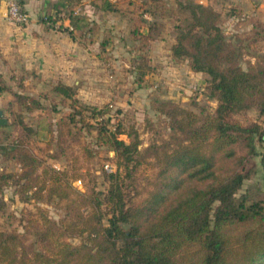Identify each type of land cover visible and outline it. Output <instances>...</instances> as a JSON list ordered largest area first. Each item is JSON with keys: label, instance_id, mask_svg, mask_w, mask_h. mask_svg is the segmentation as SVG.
Wrapping results in <instances>:
<instances>
[{"label": "trees", "instance_id": "16d2710c", "mask_svg": "<svg viewBox=\"0 0 264 264\" xmlns=\"http://www.w3.org/2000/svg\"><path fill=\"white\" fill-rule=\"evenodd\" d=\"M149 2L164 9V0ZM100 8L119 9L111 0H102ZM169 12L175 29L171 57L208 75L205 90L216 105L196 113L171 99L154 100V109L167 118L168 132L144 149L133 127H108V118L94 125L86 121L73 85L53 81L49 106L13 89L0 71V95L10 94L9 102L21 110L40 111L38 129L50 132L63 155L67 137L73 140L83 126L86 131L92 126L95 142L113 151L115 165L101 169L104 187L93 178L83 190L76 188L71 168L56 167L33 150L37 130L12 109L15 132L0 142V154L20 170L0 172V190L13 184L23 200L55 204L63 215L53 218L36 205L18 217L0 200V264H264V205L246 202L244 193L236 197L256 171V143L264 141V126L247 116L237 118L250 108L264 117V51L244 68L240 47L225 35L221 12L211 4L175 0ZM68 18L73 36L79 17ZM249 20L251 28L239 44L264 41V20ZM139 26L130 30L132 39L154 38L155 27L149 24L143 31ZM23 80L18 79V87ZM57 104L69 111L49 120L48 109ZM101 113L92 110L88 117ZM80 148L88 163L96 152L84 141ZM259 162L264 172V152Z\"/></svg>", "mask_w": 264, "mask_h": 264}, {"label": "rangeland", "instance_id": "374dc122", "mask_svg": "<svg viewBox=\"0 0 264 264\" xmlns=\"http://www.w3.org/2000/svg\"><path fill=\"white\" fill-rule=\"evenodd\" d=\"M111 1L117 2V11L102 10V0H46L43 4L34 3V34L37 35L34 39V60L23 52L13 51L5 58L0 56V69L13 89L34 94L49 106L50 96L54 95L51 91L53 81L61 80L73 85L77 105L86 114V121L94 125L101 118H108V127L116 123H121L125 130L133 127L141 140L139 148L144 149L168 132L167 118L154 109V100L171 99L196 113L202 108L214 107L216 102L205 90L208 75L192 71L185 59H174L170 55L175 29L169 10L174 8L175 0H164V9L154 7L149 0ZM209 1L221 12L220 25L225 35L240 47L241 65L246 68L249 63H254L264 51V41L255 45H249L245 40L239 44L238 41L251 28L250 18L238 11L240 7L225 0ZM241 10L254 13L249 14L253 17L256 14L263 17L255 9H249L248 5H243ZM69 15L79 17L73 36L68 32L71 28ZM149 24L155 27L151 31L153 39L142 41L130 37L132 27L140 25L146 31ZM26 62L29 68H25ZM21 77H24V85L18 87L16 82ZM41 92L49 93V97L39 96ZM9 101L10 94L4 92L0 95L2 116L7 118L6 124L0 125V142L7 141V137L15 132L14 113L21 114L23 120L37 130L31 138L33 150L56 167L71 168L69 175L76 188L83 190L93 178L98 188L105 186L101 169L106 164L115 169L111 159L114 153L107 145L95 142L94 127L86 131L85 125L82 133L75 134V139L67 137L69 142L64 143L63 155L56 141L51 139L50 132L45 128L38 129L40 111L21 110ZM56 107L48 109L46 118L55 121L69 111L60 104ZM92 110H101L102 113L96 115L97 119L88 117ZM245 116L264 126V117L256 109L250 108L237 118L244 121ZM79 140L81 142L78 143ZM83 141L96 152L88 163L86 152L80 148ZM256 149L257 154L252 157L256 171L244 180L236 197L244 193L246 202L261 200L264 205V172L259 162L260 153L264 152V141H258ZM19 170L18 164L4 160L0 154V172ZM0 200L5 202L6 212L18 217L29 209L35 210L36 205L45 207L53 218L63 215V209L55 204L23 200L10 183L0 190ZM15 223L18 225V221ZM70 240L79 241L78 238Z\"/></svg>", "mask_w": 264, "mask_h": 264}, {"label": "crops", "instance_id": "0c3cea01", "mask_svg": "<svg viewBox=\"0 0 264 264\" xmlns=\"http://www.w3.org/2000/svg\"><path fill=\"white\" fill-rule=\"evenodd\" d=\"M2 1L5 2V0H0V56L5 58L4 56L7 57L8 53L17 51L25 53L29 58L34 60V39L37 37V35L34 34V3L43 4L46 0H18L21 6L29 13L30 18L29 22L22 25L11 23L3 17L1 10L3 7L1 6ZM198 2L211 4L209 0H199ZM225 2L237 5L238 8L240 7L238 11L241 14L245 17L251 18L253 16L249 15L252 14L250 11L241 10L243 5H248L249 9H255L256 12L263 15V17H260L256 14L254 18L264 20V0H225ZM29 66V63H27L25 68H29ZM0 71L2 72L1 69Z\"/></svg>", "mask_w": 264, "mask_h": 264}, {"label": "built area", "instance_id": "2783aa9c", "mask_svg": "<svg viewBox=\"0 0 264 264\" xmlns=\"http://www.w3.org/2000/svg\"><path fill=\"white\" fill-rule=\"evenodd\" d=\"M2 13L6 20L17 25L25 24L29 20V13L21 6L18 0H5ZM105 168L113 170V167L109 164H106Z\"/></svg>", "mask_w": 264, "mask_h": 264}, {"label": "water", "instance_id": "95a60500", "mask_svg": "<svg viewBox=\"0 0 264 264\" xmlns=\"http://www.w3.org/2000/svg\"><path fill=\"white\" fill-rule=\"evenodd\" d=\"M1 6H4V1L1 2ZM3 111L0 109V125H5L7 122V118L3 117Z\"/></svg>", "mask_w": 264, "mask_h": 264}]
</instances>
